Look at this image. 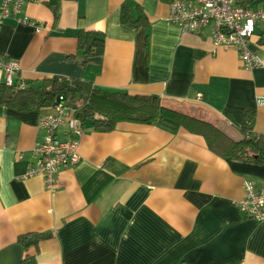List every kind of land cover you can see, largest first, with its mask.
Here are the masks:
<instances>
[{
    "label": "crops",
    "instance_id": "0c3cea01",
    "mask_svg": "<svg viewBox=\"0 0 264 264\" xmlns=\"http://www.w3.org/2000/svg\"><path fill=\"white\" fill-rule=\"evenodd\" d=\"M240 3L264 8V0ZM122 9L147 25H123ZM168 17L159 0H35L18 18L40 30L3 20L0 56L19 64L15 86L78 80L159 98L234 142L251 118V136L264 139V25L248 44L261 65L246 70L235 48L213 44L209 29L184 32ZM79 31L104 35L101 56H83ZM5 79L0 69V84ZM51 112L0 105V264H22L18 238L29 234L40 236L28 251L37 264H264V222L235 206L246 183L264 187V162L222 157L170 119L120 121L109 132L86 121L75 138L79 162L61 168L49 191L41 176H24L45 134L39 120ZM71 137L56 131L59 141Z\"/></svg>",
    "mask_w": 264,
    "mask_h": 264
},
{
    "label": "trees",
    "instance_id": "16d2710c",
    "mask_svg": "<svg viewBox=\"0 0 264 264\" xmlns=\"http://www.w3.org/2000/svg\"><path fill=\"white\" fill-rule=\"evenodd\" d=\"M159 1L170 4L176 0ZM238 5L242 6L240 2ZM120 20L123 25L134 28L139 24L147 25L142 15L133 21L125 9L121 10ZM76 39L78 50L84 57H98L103 54L105 38L102 33L79 31ZM23 86V89H19V85L1 83L0 105L25 112L53 108L59 102V98H62L66 105L76 109L75 117L81 124L89 121L93 129L100 132L112 131L120 121L151 125L170 119L183 125L188 131L201 135L211 151L216 153L217 150L222 149V152H218L219 155H223L222 157L249 158L250 155H254L257 162H264V139L251 136V118L242 127L245 136L242 140L234 142L211 124L165 106L156 97L131 96L120 91H102L89 83L60 77L39 85L23 84ZM39 239L40 236L34 234L19 236L18 242L25 252L22 264H37L35 255H30L28 251L31 248L36 250Z\"/></svg>",
    "mask_w": 264,
    "mask_h": 264
},
{
    "label": "built area",
    "instance_id": "2783aa9c",
    "mask_svg": "<svg viewBox=\"0 0 264 264\" xmlns=\"http://www.w3.org/2000/svg\"><path fill=\"white\" fill-rule=\"evenodd\" d=\"M35 0H1L0 28L2 21L13 17L18 22L30 24L37 31L40 26L28 20L18 18L23 4ZM240 0H176L169 6V21L184 32H200L209 29L215 46L235 48L241 56L246 70L258 68L261 60L248 47L256 24L264 25V8L253 11L238 5ZM0 69L5 73V83L12 85V75L19 69V64L7 61L0 56ZM19 89L24 86L20 85ZM53 106L52 112L41 117L38 128L44 131V137L34 147L36 160L31 164L24 178L41 176L49 191L55 189V176L64 167H72L79 160L78 143L75 138L82 133L81 122L76 119V109L64 103L62 98ZM58 128H66L72 136L66 141L56 138ZM235 206L248 218L264 222V187L256 188L252 183L244 186V197Z\"/></svg>",
    "mask_w": 264,
    "mask_h": 264
}]
</instances>
